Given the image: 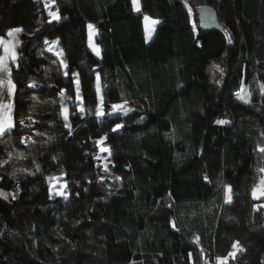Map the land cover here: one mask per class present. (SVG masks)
I'll use <instances>...</instances> for the list:
<instances>
[{"label":"trees","instance_id":"1","mask_svg":"<svg viewBox=\"0 0 264 264\" xmlns=\"http://www.w3.org/2000/svg\"><path fill=\"white\" fill-rule=\"evenodd\" d=\"M47 2L0 0V36L23 29L11 64L15 127L0 135V190L10 197L0 198V264H216L237 241L244 251L227 264H264V208L253 210L264 196L251 195L264 176V0H139L140 12L132 0ZM203 5L221 30L200 28ZM48 9L62 19L48 23ZM144 14L161 21L147 42ZM46 40L58 41L69 76ZM114 103L132 111L107 115ZM105 134L107 172L95 157ZM61 174L67 199L50 192Z\"/></svg>","mask_w":264,"mask_h":264},{"label":"snow or ice","instance_id":"2","mask_svg":"<svg viewBox=\"0 0 264 264\" xmlns=\"http://www.w3.org/2000/svg\"><path fill=\"white\" fill-rule=\"evenodd\" d=\"M55 2H56V0H48V2L45 3V7L46 8L50 7L52 4H55ZM132 5H133V11H135V12H140L141 11L139 0H132ZM48 15H49V18H50L48 20V23H52L53 21L59 22L62 19L61 15L59 14V11H50L48 13ZM189 18L191 19V9H189ZM65 19H66V17H65ZM144 21H145V24H146L145 42H147V40L151 38V33L153 31H155V25L161 23V21H159L157 19H152V18H150L148 16L144 17ZM148 24L152 25V27L150 29L147 28ZM88 29H89V39H90L89 46L92 48L93 52L97 56H99L100 55V49L98 47H96L94 44L91 43V38L96 33L95 26L92 25V24H89L88 25ZM22 31H23V29L19 28V27L8 30L6 35L10 39L7 40V41L3 37H0V45L3 46V52H4V55L0 56V71H4L5 73H7L8 77H9L8 80H7V85H8L7 94H8L9 97H12L15 94L16 86L11 80V70L8 68L7 61L9 59H11L13 63L16 62V60L18 58V53L16 51V48H17V46L20 43V41L18 39H16V36H17V34L21 33ZM192 31L195 33V31H196L195 25H193ZM225 34L227 35V32ZM48 43L49 42L46 40L45 44H48ZM55 43H56L55 41L52 42V44H55ZM229 43H231V39H229ZM48 50L51 51L52 49L49 48ZM54 55L57 56V59L59 60L60 67L62 69H64V73H63L64 76L65 77L69 76L70 69H69V65L63 59V57L65 55L63 50L55 52ZM53 63H56V61H53ZM17 67H18V65H17ZM213 68H215L217 71H219L221 74H223V69H221L218 65L214 64ZM79 75L80 74L78 72H72L71 73V76L73 78H76L75 79V85H76L75 94L76 95H75L74 103L75 102H79V105H83L84 104V99H83V97L81 95L80 81H79V78H78ZM100 79H101L100 76L97 74V77H96V93H97V97H98V103L95 106V115L97 117H103L104 115H106V113L103 110L104 105H103V99H102V96H101ZM3 83H4V81L0 80V85H3ZM28 86L29 87H36L37 85L33 82V83H30ZM260 94L262 96H264V84L260 85ZM59 95L61 97H64L65 96V91L63 89H61ZM237 98L243 100V102L246 103V104L250 103V100L245 99L244 96L241 95V94H238ZM33 99H35V97H33ZM111 107H112V112L107 113V115H113V114H115L117 112H122L123 115H127L130 111H132V109L126 108V107H124V105H121V104H114ZM60 108H61V115L63 116V119L65 121L64 127L69 129L68 134L71 135L72 134V132H71V124L68 123V121H69V109H68L67 105L64 104L63 100L61 101ZM12 110H13V105L11 103H0V135H4L6 133H9L15 127V124H14L13 118H12ZM79 111L82 114H84L86 111H90V110H86L84 107H79ZM81 118H83V115H82ZM20 123L24 124V121H20ZM32 123H36V121H32ZM216 123L220 124V125H225V124H228L230 122L227 121V120H217ZM26 126L30 127L31 125H26ZM122 127H123V125L116 124L115 127L112 129V131L116 132ZM37 135H43V133H37ZM107 138H108L107 134H105V136L100 137V139H98L96 141V144L97 145H102L103 142L105 140H107ZM50 139H51V137H49V140ZM6 143H10V141H7ZM21 143H24V140H21ZM257 150L259 152H261V153H264V147H260L258 145L257 146ZM100 151L101 152H107L108 156H111L110 150L108 148H106V147H101ZM9 155H11V153H9ZM19 155H20V158H24L23 157V153H20ZM96 159H103V160L107 161V162H105L103 164V170L105 172H107L108 171V163H110V161H108V157L101 158L100 156H97ZM7 163H8V161H6V160L3 161V163H0V167H3V165L7 164ZM37 171H39V168H37ZM258 171L261 172V173H264V167H260L258 169ZM31 174L32 173H29V175H31ZM10 176H11L12 179L16 178V174L15 173H11ZM0 179H2V177H0ZM117 179H119V178H117ZM205 179H207V176H205ZM100 182L103 183V177L100 178ZM89 183H91V181H89ZM61 187H62V189L66 188L67 184L65 183ZM17 188H19V185H17ZM50 191H51V189H50ZM231 191H232L231 187L228 186V185H225V203H231V201H232ZM8 195L9 194H6V193L0 191V198H2L4 200H7L8 199ZM56 195L62 196L65 199H67V197H68V193L66 191H63V190L57 191ZM251 195H252L253 199H259L260 197L264 196V176H262L260 178V180H259V183L256 184L252 188ZM12 199H16V195L15 194L12 195ZM258 208H264V205H259V206L254 205L253 206V210H257ZM171 226H172V228L176 227L174 222L171 223ZM199 239L200 238L198 236L194 237V242H198ZM231 247H232L233 251H230L228 253V256L216 257V264H227V261H228L229 257L235 258L236 255H237V252L244 251V249L240 246L238 241L237 242H233ZM189 258H191V253H189Z\"/></svg>","mask_w":264,"mask_h":264},{"label":"rangeland","instance_id":"3","mask_svg":"<svg viewBox=\"0 0 264 264\" xmlns=\"http://www.w3.org/2000/svg\"><path fill=\"white\" fill-rule=\"evenodd\" d=\"M50 12V10L48 9V13ZM145 16H148V15H146V14H144L143 15V23H144V25L146 26V24H145V21H144V17ZM148 17H150V16H148ZM150 18H152V17H150ZM152 19H155V18H152ZM152 27V25H150V24H148L147 25V28H151ZM146 28V27H145ZM145 32H146V29H145ZM148 40H150V39H148ZM53 41H55L56 43L55 44H52V42ZM49 43L47 44V48L49 49V48H51L52 50V52H58V51H60L61 49H60V46H59V43H58V41L57 40H49L48 41ZM91 43L92 44H94L96 47H98V45L96 44V42H95V34L92 36V38H91ZM89 44H90V39H89ZM91 48V47H90ZM99 48V47H98ZM91 50H92V48H91ZM93 51V50H92ZM95 54V53H94ZM96 55V54H95ZM97 56V55H96ZM97 57H99V56H97ZM63 59H64V57H63ZM65 60V59H64ZM114 104H121V105H124V107H128V105L126 104V103H114ZM113 104V105H114ZM111 112H112V109H111ZM115 114H122V112H117V113H115ZM100 139V138H99ZM101 147H106L105 146V144L103 143L102 145H98V150H97V152H96V154H95V157H97V156H100L101 158H103V157H108V161H109V156H108V153L107 152H101L100 151V148ZM107 148V147H106ZM99 161H100V163L103 165L105 162H107V161H105V160H103V159H98ZM109 164V163H108ZM66 183V181H65V177H64V175H56V176H51L50 177V182H49V186H50V189H51V194H53V195H56V192L57 191H61V190H63V191H66L67 193H68V191H67V187L66 188H63L62 189V185L63 184H65ZM0 191H2V192H4V193H6V194H9L7 191H5V190H0ZM56 196H58V195H56ZM62 197V196H61ZM10 197H9V195H8V199H9Z\"/></svg>","mask_w":264,"mask_h":264},{"label":"water","instance_id":"4","mask_svg":"<svg viewBox=\"0 0 264 264\" xmlns=\"http://www.w3.org/2000/svg\"><path fill=\"white\" fill-rule=\"evenodd\" d=\"M196 11L201 29L206 31L222 29V26L217 19L216 11L213 7L209 5H203L197 7Z\"/></svg>","mask_w":264,"mask_h":264},{"label":"crops","instance_id":"5","mask_svg":"<svg viewBox=\"0 0 264 264\" xmlns=\"http://www.w3.org/2000/svg\"><path fill=\"white\" fill-rule=\"evenodd\" d=\"M156 26L157 25H155V28H156ZM145 27L146 26L144 25V28ZM14 28H17V27H14ZM153 34H154V31L151 33V38H152ZM19 35H20V33L17 34V36H16V39H18V40H19ZM95 36H96V33H95ZM0 37H3L6 41L10 39L7 35L6 36H0ZM147 41H149V40H147ZM88 43H89V29H88ZM16 51H17V48H16ZM3 55H4L3 46L0 45V56H3ZM11 64H12V60L9 59L7 61V65H8V68L10 70H11ZM8 78L9 77H8L7 73H5L4 71H0V80L4 81L3 85H0V103H11V97H9L7 94V88H8L7 80H8ZM11 80H12V74H11ZM12 82H13V80H12Z\"/></svg>","mask_w":264,"mask_h":264}]
</instances>
